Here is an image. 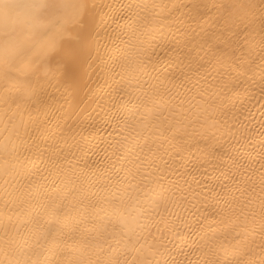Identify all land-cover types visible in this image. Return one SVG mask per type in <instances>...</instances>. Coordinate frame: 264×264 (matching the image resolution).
<instances>
[{"label":"bare ground","instance_id":"6f19581e","mask_svg":"<svg viewBox=\"0 0 264 264\" xmlns=\"http://www.w3.org/2000/svg\"><path fill=\"white\" fill-rule=\"evenodd\" d=\"M0 264H264V0H0Z\"/></svg>","mask_w":264,"mask_h":264}]
</instances>
